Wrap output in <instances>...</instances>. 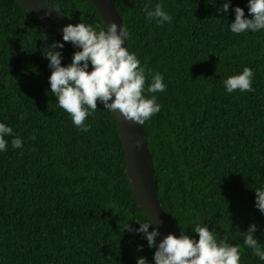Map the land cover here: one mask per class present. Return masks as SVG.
Here are the masks:
<instances>
[{
	"label": "trees",
	"instance_id": "16d2710c",
	"mask_svg": "<svg viewBox=\"0 0 264 264\" xmlns=\"http://www.w3.org/2000/svg\"><path fill=\"white\" fill-rule=\"evenodd\" d=\"M42 1L77 23L105 25L89 0ZM113 2L129 51L166 84L155 93L161 111L143 124L162 209L179 231L198 238L191 227L208 225L239 245L240 264H258L239 233L254 223L264 243V214L254 206L264 185V31L229 30L232 6L251 18L247 0H230L227 14L217 12L223 0H162L173 17L163 26L143 12L161 0ZM55 41L64 43L55 49L62 65L71 63V43L16 0H0V122L23 137L21 149L0 152V264H136L140 256L154 264L143 234L123 229L147 218L114 114L98 103L81 132L50 92L43 53ZM244 67L254 71V91L227 93L223 80Z\"/></svg>",
	"mask_w": 264,
	"mask_h": 264
},
{
	"label": "clouds",
	"instance_id": "9594fccd",
	"mask_svg": "<svg viewBox=\"0 0 264 264\" xmlns=\"http://www.w3.org/2000/svg\"><path fill=\"white\" fill-rule=\"evenodd\" d=\"M215 5V0L208 2ZM230 0H223L217 12L227 14ZM234 20L229 30L234 34L257 33L264 31V0H247V10L232 6ZM146 22L155 21L158 25L171 24L173 17L165 10L163 2L154 8H143ZM44 16L50 15L48 12ZM131 34L127 26L118 25L114 20L106 25L93 26L84 22L75 25L69 23L62 27V40L77 49L71 63L62 65V55L55 49H63L64 43L55 41L43 54L48 59L51 74L48 77L50 92L58 106L70 115L72 124L81 132H87L90 124L86 123L98 109L103 106L109 113L119 114L124 121L143 125L161 111L155 93L164 92L166 84L161 73L151 74V69L141 66V61L134 52H130L127 42ZM147 73V74H146ZM151 82L148 83V76ZM254 71L244 67L242 71L223 80L224 90L231 94L252 92ZM147 85V86H146ZM152 94V95H146ZM25 114H20L23 120ZM10 138V140H9ZM33 139L35 137H32ZM9 144L12 149L23 147V137L14 132L12 126L0 122V152H7ZM139 147V141L136 142ZM254 206L264 214V185L255 188ZM138 228L125 224L123 229L132 233H142L147 246L154 248V264H240L239 245L225 239H217L215 231L208 225L196 223L191 227L198 238L180 229V235L168 233L157 244L155 238L160 235L157 228H152L150 219H134ZM256 224H250L239 235L242 244L252 250L258 264H264V243L255 236ZM142 245L138 248L142 249ZM136 264H149L143 256L137 257Z\"/></svg>",
	"mask_w": 264,
	"mask_h": 264
},
{
	"label": "water",
	"instance_id": "95a60500",
	"mask_svg": "<svg viewBox=\"0 0 264 264\" xmlns=\"http://www.w3.org/2000/svg\"><path fill=\"white\" fill-rule=\"evenodd\" d=\"M89 1L95 6L105 25L112 20L118 25L123 24L113 0ZM16 2L35 20L61 36L63 26L69 23L73 25L77 24L72 18L64 15L42 0H16ZM44 12H48L50 15L44 16ZM113 114L125 151L127 179L131 192L146 218L151 220V228L159 230L160 235L155 238L157 244L168 233L179 236L180 231L162 209L157 196V178L143 125L124 121L119 114ZM137 141H139V147L136 146Z\"/></svg>",
	"mask_w": 264,
	"mask_h": 264
}]
</instances>
